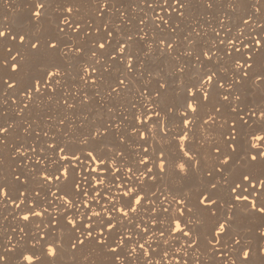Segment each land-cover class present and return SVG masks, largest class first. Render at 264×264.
Returning <instances> with one entry per match:
<instances>
[{
  "label": "bare ground",
  "instance_id": "bare-ground-1",
  "mask_svg": "<svg viewBox=\"0 0 264 264\" xmlns=\"http://www.w3.org/2000/svg\"><path fill=\"white\" fill-rule=\"evenodd\" d=\"M56 1L59 0H0V30L5 32V37L0 38V92L4 93L0 94V111L7 109L13 121L17 120L16 122H18L19 116L39 111V108L33 104L34 99L52 96L51 91H54L56 83L67 75L61 69L60 71L52 69L47 65L44 68L41 66V69L34 73L31 72L30 77L23 78L24 70L27 69V66L26 68L24 66L28 63H31L32 66L35 55H41V58L42 55L43 58L53 56L59 63L60 61L62 63L77 56L81 51L78 48L82 44L91 40L95 41L97 45L94 42V45H88L84 49L87 53L94 52L93 57L88 55L85 59V66L88 69L83 70L80 65L75 67L74 71L72 70L71 80L79 90V94H88L89 102L97 108L108 107L111 99H117L130 93L131 79H137L136 76L142 77L143 75L141 68V73L135 69L137 61L148 64L164 58L170 60L171 53L168 51L170 49L165 48L167 45L164 42L154 41L153 48H149L147 41L152 39V36L146 37V34L150 33L149 35H151L155 32L160 35L165 34V39H168V42L172 38V35L166 30V26L163 25L164 19L169 18L172 14L167 16L164 13V5H159V0H130V4L136 5L142 1L140 4L142 10L130 13L133 20L144 18L140 23L139 30L136 26L125 29V24L116 14L112 23L109 22L111 24L106 23V31L88 36L84 35L88 26L82 21L83 18H78V10L73 6H78V3L82 4L84 1H87L88 4L90 2L93 10L90 18H92L93 26L97 28L101 26L100 24L104 25V23H100L101 19L95 15L96 12L105 15L104 10L101 11L98 6L99 1L103 0L66 1L70 7L65 5L66 9H60V11H54L51 14L53 3ZM186 1L188 2V0ZM215 1L219 4L226 1L230 5H238L242 2V0ZM246 1L245 15L249 16L251 10L264 9V0ZM143 2L145 5L146 3L150 5L143 6ZM168 3L171 5V0H168ZM41 4L43 7H40ZM112 6L108 3L107 8L111 11ZM50 14L56 20L52 25V35L58 41L51 43L55 45L54 48L49 46L47 49L44 42H41L42 49H35L34 52V49L29 47L28 36L23 37L22 43L11 37L17 38L16 30H20V28L27 27L38 30V27H44L45 20L51 22L50 18L47 19ZM225 16L228 15L225 14ZM250 16L252 20H245L242 23V29L246 31L251 27V37L237 36L235 33L227 32L220 38L219 34L214 33V30L207 33V37L216 41L208 42L206 48L204 47L205 54L203 57H199V64L221 63L227 66V70L225 69L227 74L216 77L215 74L212 75L205 71L208 75L203 76L202 82L198 80L199 83L196 82L188 90H185V87L179 88L181 89L180 95L178 94L176 106L174 107L172 104L174 107L172 110L168 109L167 99L165 100L171 92L167 81L176 79V77L180 78V74L184 70L165 72L164 79L159 80L161 83L157 85L156 82L153 87H150L151 85L148 83L141 84V88L150 87L151 91L128 95L127 105L125 104L128 109L118 114L116 111L122 108L111 112V128L109 126L101 128L104 130L96 132L93 138L87 139L89 143L84 148H80V145V147L76 146L75 154L83 161L81 164H78L74 159L70 161L58 160L54 148H59L68 142L69 138L63 139L60 127L57 125L53 130L51 129L50 135L36 139L40 145L48 144L45 145L43 153H40L44 154L42 157L46 158L45 162L28 160L24 164L21 155H18L17 159L22 160V163L16 164L13 157H10L11 148L4 142L10 134L18 132L19 127H8L3 124L1 129L4 131L0 133V148L3 153V162L0 161V188H3L4 192L3 195H0V256L4 259L0 261V264H42V262L43 264H55L62 257H72L79 253L102 255V258L98 257L100 259L96 264H264V214L253 209L246 202L236 201L232 192L233 187L237 184H240L241 187L244 186L243 177L245 175L252 177L253 182L257 179L264 180V157H258L255 161L251 159V156L256 153V149L252 148V145L262 143L253 137L264 136V79L257 77L254 79L253 77L256 67H264V46L256 44V41L264 44V21L257 13ZM128 17L130 18V15ZM170 21L175 24L177 20L170 17ZM252 22L254 24L251 25ZM188 29L187 26L186 31ZM138 31H144L145 36H135ZM70 37L74 40L72 45L66 47L59 45L61 40L65 42ZM219 40L221 41L218 42ZM101 43L104 44V49L99 48ZM130 43L138 44L142 54L138 55V58L133 57L127 60L131 55V50L128 49ZM36 44L38 46V43ZM120 44L121 46L117 50ZM71 46L73 48H70ZM4 47L7 48L4 50ZM12 57H16V59L13 60ZM129 60L133 63L125 66ZM182 60L188 63L193 62L191 61L193 59L185 54L182 56ZM12 63L17 64L16 71H13L9 66ZM127 67L133 69L128 70ZM199 69L194 70L201 75L202 71L200 70V72ZM213 69L215 70V68ZM213 72L215 73L216 70ZM70 74L72 75V73ZM3 79L14 87H9L2 81ZM166 79L168 80L166 81ZM34 84L39 87L38 92L31 90V86ZM99 85L102 86V89L105 88L104 92L107 91L105 94L108 96L101 98L93 96L95 87ZM184 85L186 84L184 83ZM176 87L178 86L176 85ZM55 89L57 90L56 95L65 98V102L62 103V106L55 102L47 103L43 110L49 111V113L60 111L63 114V112L71 111L69 103L74 104L73 106L83 105V103L81 104L82 95L80 98L79 95L76 96V93H61L57 85ZM175 89L177 90V88ZM240 90L245 94L255 96L253 98L257 99V104L249 109L243 106L238 108L240 103L234 97ZM172 92H175L174 89ZM11 96L15 99L9 100ZM132 104L135 106L132 107ZM215 108L216 110H214ZM17 112L20 115L16 114ZM126 113L130 118L123 121L122 116ZM135 115L138 116L136 120H134ZM117 121L120 123L122 121V123L114 126L113 124L115 122L117 124ZM50 128L51 126H48L47 130ZM204 131L215 132L212 139H209V136L206 138L203 135ZM120 136L124 140L118 139ZM28 140H30L29 136L22 138L23 147L28 146ZM108 145L112 146L108 152H105V149V151L96 152L93 155L104 157L106 164L111 162L113 174L121 177L116 180V185H121V180H123L129 187L132 184L143 187V192L140 195L147 194L144 207L139 208L134 214V219L124 217L125 222L120 223L117 219L120 213H112V222L117 226L111 232L107 230L105 224L106 216L105 219H101L99 216H92V212L101 211V205L105 204V200L108 202L107 207H111L112 202L118 198V194L125 191L124 187L121 185L115 188L110 183L112 175H109L108 180L100 189L105 200L96 197V200H99V204H97L92 196V185H95L96 181L93 180L90 184L84 179L90 175L91 168L85 159L88 154L85 150L88 148L96 151L100 146ZM80 150L82 151L79 152ZM119 150L123 153L116 154L115 152ZM66 151L65 153L71 156L72 153L69 154ZM48 154L51 156H46ZM60 155L62 156L64 153ZM141 160H145L146 163H140ZM162 160L166 165V171H162L158 166ZM225 161L227 162L225 163ZM61 162L64 163L65 168L69 164L74 165V175L67 179L62 178L60 181L52 179L51 182H46L43 177L50 173L52 175L60 174L56 169ZM180 164L184 165L183 171L179 167ZM129 167L132 172L128 171ZM116 168L121 171L115 173L114 169ZM148 168L151 169V174L146 171ZM60 171L63 172L64 169H60ZM149 175H151V179L148 178ZM129 176H133V178L129 180ZM23 178L28 180L27 183H24ZM76 182L81 184L82 191L77 192L73 187ZM35 187L39 189L40 196L44 195L43 198L38 194L29 193ZM214 191H218V194L214 195ZM236 191L240 192L241 188H237ZM84 193H89V195H84ZM202 197H208L213 201L210 207L206 208L200 203ZM124 198L127 199V197ZM250 199L255 200V197H250ZM153 202H155L154 207ZM17 204L20 206L16 207ZM260 205L264 206V197L260 199ZM149 208L153 210L147 211ZM164 208H167L168 211L164 212ZM33 212H39L41 215L35 216ZM181 213L183 214L181 215ZM25 215L29 217L28 220L23 219ZM156 217L159 218L156 219ZM69 220L74 222L75 227L68 223ZM174 220L179 221L181 227L189 232L188 236L172 231L175 227ZM221 223L225 225L226 231L222 235H217L216 230ZM161 230L164 232L163 236L160 234ZM89 231H92V237L85 239ZM101 233L104 234L102 238ZM127 235H131V240L123 243L122 238ZM98 239H102V243L98 244ZM81 240L84 241L83 244L79 243ZM137 241L144 244L145 248L140 249ZM122 243L123 247L120 246ZM68 244H72L70 249H74V251L69 249ZM50 246L55 249L56 254L58 253L57 259L46 254ZM112 248H115L116 251H112ZM77 257L76 259L79 258ZM84 264L93 263L86 262Z\"/></svg>",
  "mask_w": 264,
  "mask_h": 264
},
{
  "label": "rangeland",
  "instance_id": "rangeland-1",
  "mask_svg": "<svg viewBox=\"0 0 264 264\" xmlns=\"http://www.w3.org/2000/svg\"><path fill=\"white\" fill-rule=\"evenodd\" d=\"M66 1H70V0H59V1H56L55 3H53V6H52V11H51V14L52 12L54 11H60V9H64V8H67L65 7L68 6V3ZM105 1V0H104ZM109 1L108 3L115 9H120V10H131V9H135L136 11H133V12H139L142 10V7H141V2H139V4H130V0L126 1V0H106V2ZM111 1V2H110ZM190 0H188V7H186V11H185V18L192 21V22H195L196 19L204 13L205 9L203 8V6L197 2V0H192V2H189ZM194 1V2H193ZM245 1L246 0H243L240 4L238 5H233V7L231 6V9L233 10H230V11H227V2L225 1L224 2H217L214 0L213 4L211 5V9H210V14H211V17H212V22H211V27L212 29H214V27L218 26L219 24L217 23H220V19L221 17H223L224 15V19L225 21H227V27L229 29H237L239 27H241L242 25V22L244 19L247 18L248 14L245 15L244 11L246 10V4H245ZM248 1V0H247ZM246 1V2H247ZM85 2V3H84ZM82 4L78 3L77 5L78 6H73L74 9H77L78 10V18H83L85 20H91L92 21V18H90L92 16L91 12H93V10L91 9L92 6H90V2L88 4L87 1H84ZM87 2V3H86ZM128 2V3H127ZM144 5L143 6H146L148 7L149 3H146L145 5V2H143ZM190 3V4H189ZM224 3V4H223ZM55 4V5H54ZM70 4V3H69ZM87 4V5H86ZM115 4V5H114ZM119 4V5H118ZM148 4V5H147ZM200 4V5H199ZM216 4V5H215ZM242 4V5H241ZM245 4V5H244ZM240 5V6H239ZM245 7H244V6ZM63 8H62V7ZM83 6V7H82ZM87 6V7H86ZM61 7V8H60ZM238 7V8H237ZM224 8H226L227 10H225ZM58 9V10H57ZM204 9V10H203ZM222 9H224L222 11ZM138 10V11H137ZM261 10V9H260ZM258 10V13H259V16H260V19L264 20V9H262L261 11ZM214 11V12H213ZM229 12V14H227V12ZM260 11V12H259ZM133 12H129L128 15H130V19L131 21L133 20L132 19V16L130 13H133ZM203 12V13H202ZM213 12V13H212ZM231 12V13H230ZM233 12V13H232ZM237 12V13H236ZM91 15H90V14ZM48 15L47 16V19L50 18L51 19V22L50 20H45L43 22V26H40L38 27L39 29L37 30L36 28L32 29V28H22L24 29V31H22V29L20 28V30H16V32H18V37L16 38L17 41H19L20 37H24L26 38L27 36V39L30 43L29 47H31V45L33 43H38V50L42 49L41 45L42 43L45 44V47L48 49L50 44L51 43H55V39L52 35V25L54 24V22H56L55 18L53 15ZM228 15L227 17L225 16ZM244 14V15H243ZM90 15V16H89ZM231 15V16H230ZM80 16V17H79ZM89 16V17H88ZM189 16V17H188ZM238 16V17H237ZM111 17V18H110ZM113 17L114 15H107V16H104V18H101V22L100 23H104V25L107 26V24H111L112 23V20H113ZM246 17V18H245ZM90 18V19H89ZM110 18V19H109ZM215 18V19H214ZM82 19V20H83ZM103 19V21H102ZM105 19V20H104ZM142 20L144 18H141ZM107 20V21H106ZM111 20V21H110ZM137 21H139L140 23L142 22V20H138L136 19ZM136 20H133V23L131 24V27H134L136 26L139 30V26L140 24H138V26L134 23H136ZM135 21V22H134ZM46 22V23H45ZM111 22V23H109ZM236 22V23H235ZM107 23V24H106ZM51 24V25H50ZM216 24V25H215ZM101 26L100 27H103L104 25L100 24ZM176 25L178 26L177 30H176V33L173 35V37L171 38V40L169 39V42L167 41L168 39H165V34L164 35H160V34H157V33H151V35L147 34V36H152L150 40H148V47L149 48H153V45H155V42L159 43V42H164L167 46L165 47L166 49H168L170 47V44L172 45V47H170L168 50L170 54V60L168 58H164V59H160L159 61L157 62H149L147 64V62H144V64L141 62V61H137L138 63H136V66H135V69H138V71H140V68L143 70L142 73V77H138L136 76L135 78L137 79H131L132 81V84L130 85V93H127L125 94V96L123 95L122 97H119L117 99H111L110 100V104L108 105V107H105V108H97V107H94L90 102H89V95L86 94L84 95V93H81V94H78L79 90L77 89V87L75 86L74 83H72V76H73V71H74V68L81 65L82 63H85V59L86 57H88V55H91L92 53L94 52H89L87 53L84 49L86 48V46H90L92 43L94 44L95 41H89L88 43L86 44H82L81 47H79L78 49L81 50L80 51V54L78 53L77 56H74L73 59L71 58L70 60L66 61V62H62L60 61V63L57 61L56 57L54 58L53 56H48V57H45L43 58V55H42V58L40 57L41 55H35L34 56V59L35 61H33L32 63V66H31V63L28 65H25L24 67L26 68L27 66V69L24 70V73H23V78H28L31 76L32 73L36 72L37 70H40L41 69V66L44 68L47 67H51L52 69H56L60 71V69L63 71V73L67 74V75H70V76H67L66 74V77H64L61 81H58L56 83L58 89L61 91V93H65V92H71L72 94H75L76 93V96H80L81 98V95H82V98H81V104L83 103V105L81 106H73L74 104L72 103H69L68 106H70L69 108L71 109V111L69 113H65L63 112V114L60 112V111H57L55 113V111H53L54 113H49V111H45L43 109H45V105L47 103H51V102H55V103H59V105H63L62 103L65 102V98H62V97H59L57 94V90L55 89V86H54V91H51L52 93V96H42V97H38L36 99H34L33 101V104H35V107L39 108L38 110L39 111H35V112H31L27 115H24V116H19L20 119L18 122H16L17 120H12L11 119V116L9 114V111L7 109H3L0 111V129L3 128V124H5L6 126L8 127H19V130L18 132H14L12 134L9 135V137L7 138V140L4 142L5 145H7L8 147H10L11 149L12 148H15V147H23L24 145L22 144V138L23 137H28L30 138V142L27 141V144L28 146H33L34 149L39 152V153H43L44 151V148L46 147L45 145H48V144H39L38 141H36L37 137L38 138H42L44 137L45 135H50L51 131L54 129L55 125H57L58 127H60L59 129L61 130V134H62V137H64L63 139L66 140L67 138V141L68 142H65L62 146H60L61 148H63L66 152H68L69 154L71 153H75L76 152V146L80 147V148H84L87 143H89V141L87 139L89 138H93L94 135L96 134V132L100 131V130H104V129H101L103 127H110L111 128V117H110V114L113 110L115 109H121L119 111H116V113H120L121 111H126L128 109V106L126 107V103H127V96L130 95L132 93V95H137L138 93L142 94L143 92H147L148 90L151 91L150 87H153V85L157 82V85L160 84L161 82H159V80H163L164 79V76L163 74H165V72H169L170 70H175V72L177 70H184L186 72H182L180 74V78L179 77H176L168 80L166 79L167 81V86H169L168 88L169 91V95L166 96L165 100H166V103H168L167 107L169 110H172V108H174L177 104V98L179 97L180 95V91L181 89L179 88H182V87H185L186 89L185 90H188L190 89V87L192 88L193 84H195L196 82L199 83L203 80V76H206L208 75L207 73L210 72V74L216 76V77H221L222 75H225L227 74V71L225 72V69L227 70V66L226 65H223V64H210V62L208 63H204L203 65H199V67H197V65L194 67V64L193 62H185L184 60H182V56L184 55V53H192V58H198L197 60L200 62V58L199 57H202L204 56L203 55V51L205 50L208 42H212L214 43V41L216 40H213L210 39L209 37H202L201 39H194V35L191 33L190 34V30L186 31V27H187V22L185 23H179L177 22ZM47 26V27H46ZM43 27V28H42ZM135 28V27H134ZM218 28V27H216ZM32 30V31H31ZM37 30V31H36ZM101 30V29H100ZM132 30V29H131ZM146 31V30H145ZM180 31V33H179ZM24 32V33H23ZM28 32V33H27ZM37 32V33H36ZM43 32V33H42ZM100 32V31H99ZM99 32L97 34H99ZM139 32V31H138ZM45 33V34H44ZM48 33V34H47ZM51 33V34H50ZM128 34L130 33L127 32ZM21 34V35H20ZM23 34V35H22ZM41 34V35H40ZM192 37V38H190ZM36 35V36H35ZM164 36V37H163ZM13 38V36H11ZM36 39H34V38ZM53 37V38H52ZM181 38V39H180ZM32 39V40H31ZM155 39V40H154ZM33 42H31V41ZM36 40V41H35ZM158 40V41H156ZM173 40H176V42H173ZM208 40V41H207ZM46 41V42H45ZM155 41V42H154ZM186 41V42H185ZM42 42V43H41ZM58 42V41H56ZM65 42L68 43V40ZM63 40H61L59 42V45L61 47H64V46H70L73 44L74 40H72V42L69 41V43L67 44H64L65 43ZM196 42V43H195ZM207 42V43H206ZM61 43V44H60ZM174 43V44H173ZM175 43H178V44H175ZM96 44V42H95ZM132 44V45H131ZM129 46V50H131V55L134 56V57H139L142 52H141V48H139V45L138 44H133L131 43ZM181 44V45H180ZM203 44V45H202ZM97 45V44H96ZM177 45V46H176ZM215 45V44H214ZM176 46V47H175ZM60 47V48H61ZM131 47V48H130ZM186 47V48H185ZM205 47V48H204ZM5 48L7 47H4V50ZM71 48H73L71 46ZM82 48V49H81ZM173 48V49H172ZM177 48V49H176ZM172 49V51H171ZM37 50V49H36ZM34 49V52L36 51ZM76 50V49H75ZM138 50V51H137ZM176 50V51H175ZM187 50V51H186ZM192 50V51H191ZM33 51V50H32ZM133 51V52H132ZM196 51V52H195ZM213 51V50H212ZM211 51V52H212ZM15 52V51H14ZM215 52V50L213 51ZM85 53V54H84ZM87 53V54H86ZM15 54V53H13ZM12 54V55H13ZM205 54V53H204ZM86 55V56H85ZM139 55V56H138ZM200 55V56H199ZM85 56V57H84ZM174 56V58H173ZM187 56V55H186ZM178 58V59H177ZM195 58V59H196ZM81 59V60H80ZM76 60V62H74ZM80 60V61H79ZM84 60V61H83ZM167 60V61H166ZM78 61V63H77ZM83 61V62H82ZM193 61V60H191ZM37 62V63H35ZM71 62V63H70ZM35 63V64H34ZM39 63V64H38ZM53 63V64H52ZM171 63V64H169ZM37 64V65H36ZM65 64V65H64ZM77 64V65H76ZM175 64V65H174ZM33 65L34 68H35V71L33 69ZM40 65V66H39ZM50 65V66H49ZM63 65V67H62ZM207 65V66H206ZM214 65V67H213ZM217 65V67H216ZM223 65V66H222ZM39 66V67H38ZM54 66V67H53ZM70 66V67H69ZM183 66V67H182ZM205 66V67H204ZM210 66V67H209ZM225 66V67H224ZM173 67V68H172ZM201 67H204V68H201ZM31 68V69H30ZM38 68V69H37ZM167 68V69H166ZM200 68V69H199ZM209 68V69H208ZM213 68H215L216 72L214 73L213 71H215ZM196 69H199V71L201 70L202 73H200L201 75L197 74L195 72ZM208 69V70H207ZM211 69V70H210ZM213 69V70H212ZM73 70V71H72ZM188 70V71H187ZM68 71V73H67ZM200 71V72H201ZM205 73H204V72ZM27 72V73H26ZM32 72V73H31ZM72 73V75L70 74ZM141 73V71H140ZM184 73V74H183ZM217 73H218V76H217ZM255 73V74H254ZM206 74V75H205ZM220 74V75H219ZM253 74H254V79L257 78H262L264 79V67H256L253 71ZM183 75V78H181ZM202 77V79L200 80V78ZM197 79V80H196ZM217 79V78H216ZM119 80V79H118ZM134 80V81H133ZM199 80V82H198ZM4 81V79L2 80ZM103 81V80H102ZM130 81V82H131ZM104 82V81H103ZM135 82V83H134ZM221 83V81H219ZM218 82V83H219ZM71 83V84H70ZM148 83L149 85H151L150 87H148L147 89H143L141 88V84H146ZM170 83V84H169ZM178 87H176V85ZM184 83L186 85H184ZM217 83V84H218ZM182 84V85H181ZM148 85V86H149ZM174 85V86H173ZM181 85V86H180ZM188 85V86H187ZM61 86V87H60ZM97 87V88H96ZM95 87V91H93V96L96 97V98H101V97H104V96H108L106 95L105 93L107 92H104V89H102V86L99 85V86H96ZM175 92H172L173 89ZM177 88V90L175 89ZM97 89V90H96ZM112 90V88H109V90ZM56 90V91H55ZM102 93H101V92ZM137 91V92H136ZM55 92V93H54ZM136 92V93H135ZM263 92V91H262ZM19 94L21 92H18ZM237 95L234 97L235 99L238 100V102L240 103V106H237L238 108H242L245 107L247 109L249 108H252L254 107L256 104H257V99L256 98H253L255 96H251L250 94H245L243 93L242 90H240V92H236ZM0 94H4L3 92H0ZM179 94V95H178ZM84 95V96H83ZM172 96V97H171ZM43 98V99H42ZM176 98V99H175ZM15 98L14 97H9V100H14ZM107 99V97H106ZM120 99V100H119ZM124 99V100H122ZM169 99V100H168ZM36 100V101H35ZM38 100V101H37ZM54 100V101H53ZM116 100H118L116 102ZM2 102H6L4 100H1ZM83 101V102H82ZM115 101V102H114ZM126 101V102H124ZM170 101V102H169ZM114 102V103H113ZM86 103V104H85ZM113 103V104H112ZM116 103V104H115ZM121 103V104H120ZM171 103V106H169ZM176 103V104H175ZM126 104V105H125ZM173 104V106H172ZM175 104V105H174ZM116 105V106H115ZM132 107L135 106V104L131 105ZM80 107V108H79ZM101 109V110H100ZM124 109V110H123ZM216 110V108L214 109ZM80 112V113H79ZM40 113V114H39ZM45 113V114H44ZM16 114H19L20 113H16ZM9 115V116H8ZM68 115V116H67ZM109 115V116H107ZM63 116V117H62ZM9 117V118H8ZM134 120H136V118L138 117L137 115L134 116ZM130 117L127 115V113L125 115L122 116V119L123 121L124 120H128ZM69 119V120H68ZM75 119V120H74ZM106 119V120H105ZM26 121V122H25ZM56 121V122H55ZM17 123V124H16ZM27 123V124H26ZM65 123V125H64ZM105 123V124H104ZM122 123V121H121ZM119 121H117V124L116 122L113 124L114 126L115 125H118V124H121ZM60 124V125H58ZM14 125V126H13ZM18 125V126H17ZM67 125V126H66ZM77 125V126H76ZM2 126V127H1ZM48 126H51L50 130H47ZM63 128H62V127ZM65 126V127H64ZM69 126V127H68ZM71 127V128H70ZM90 127V128H89ZM99 127V128H98ZM113 128V126H112ZM52 129V130H51ZM85 129V130H84ZM22 132V133H21ZM50 132V133H49ZM205 133V134H204ZM203 135H205V137L209 139H212V137L214 136L213 131H210V133L207 131L205 132L204 131ZM208 133V134H207ZM28 134V135H27ZM34 134V135H33ZM65 134V136H64ZM71 134V135H70ZM68 135V136H67ZM77 139H76V138ZM118 139H121V140H124L123 137H119ZM36 142H35V141ZM75 140V141H74ZM4 141V139H3ZM86 141V142H85ZM70 142V143H69ZM76 142V143H75ZM83 142V143H82ZM70 145V146H69ZM73 145V146H72ZM80 145V146H79ZM2 146H4L2 144ZM59 147V148H60ZM75 147V148H74ZM110 147V148H109ZM101 148V150H100ZM112 148L111 145H108V146H100L98 149L95 150H91V149H88L85 150L86 152H89L91 151L93 154L96 153V152H108V150H110ZM43 149V150H42ZM82 150H80L79 152H81ZM11 152V150H10ZM116 154H122L123 151L119 150V151H116L115 152ZM11 156V154H10ZM48 157H50L51 155L48 154L47 155ZM3 160V153H2V148H0V161ZM5 161V160H4ZM17 164V162H16ZM25 164V163H24ZM30 169H32V167H30ZM37 175H40V174H37ZM24 179V183H27L28 180H26L25 178ZM22 193H25V191ZM27 193V192H26ZM29 193H31L32 195L34 194H38L39 196L41 195V193H39V189L38 188H34V189H31V192L29 191ZM214 195H217L218 194V191H214ZM37 195V196H38ZM41 198L44 197V195L40 196ZM40 235H38V238ZM59 244H62V243H59ZM72 244H68V247L69 249L71 248ZM71 250V249H70ZM71 251H74V249H72ZM55 255L57 256H54V259H57L59 257L58 253ZM95 255V256H94ZM86 254V253H79L77 254L76 256H78L76 259V256L74 254V256L72 255L71 256H65V257H62L60 259V261H57V263L55 264H84L86 262H91L93 264H96L99 262L98 259L102 258V255L98 254ZM100 256V258H98ZM59 260V259H58ZM5 261V260H4Z\"/></svg>",
  "mask_w": 264,
  "mask_h": 264
},
{
  "label": "snow or ice",
  "instance_id": "snow-or-ice-1",
  "mask_svg": "<svg viewBox=\"0 0 264 264\" xmlns=\"http://www.w3.org/2000/svg\"><path fill=\"white\" fill-rule=\"evenodd\" d=\"M174 3H179V0H173ZM163 3L165 6H171L168 3V0H163ZM40 7H43V5L41 4ZM70 11V10H69ZM36 15H39V13H36ZM5 37V32L0 30V38H4ZM13 39H16V37H13ZM20 42H23V37H20ZM257 45L260 46H264V44H261L260 41H256ZM31 47L33 49H37L38 50V46L36 43H33L31 45ZM50 47H55L54 44H50ZM104 44L101 43L99 44V48L100 49H104ZM13 60L16 59V57H12ZM11 67V69L13 71L17 70V64L16 63H12L11 65H9ZM131 66V65H130ZM249 67L251 65H248ZM209 80H211V77H209ZM4 83L8 84L7 81H4ZM121 83H123V81H121ZM9 87H14V85L12 84H8ZM31 90L32 91H39V87L34 84L31 86ZM227 98V97H225ZM189 107H191V105H189ZM187 122V121H186ZM4 130L0 129V133H2ZM253 139L258 140V141H262V143L260 144H253L252 148L256 149V153L254 155L251 156V159L253 161H255L258 157H264V136H254ZM54 151L57 153V157L59 161H64V160H76L78 164L83 163V161H81L79 156H76V154L73 152L71 154V156H68L65 153V150L63 148H54ZM61 153H64V155H60ZM85 159L88 161V163L91 165L90 168V175L86 176L84 179L87 180L90 184L91 181L95 180L96 184L92 185L93 188V192H92V196L94 201L99 204V200H96V197H99L100 200H105V197L103 195H101L100 189L101 187L105 184V181L108 180V176L112 175V179L110 181V183L113 184V186L115 188L120 187L121 185L124 187L125 191L123 193H119L118 194V198L116 200H114L111 204V207H107V201L105 200V204L101 205V211H93L92 212V216H99L101 217V219H105V224L107 226V230L109 232H111L112 230H114L116 228V224H113L112 222V213L114 212H119L120 216L117 217V219L120 221V223H124L125 220L123 219L124 217H127L129 219H134V214L139 210V208H143L144 207V202L147 200V194L145 195H140L141 192H143V187H138L136 184H132L131 187L128 186L126 181L121 180V185H116V180L121 179V177L116 176L113 174V169L111 168V162L109 161L107 164L105 163V159L104 157H100V156H94L93 153L91 151L88 152L87 157H85ZM227 161H225L226 163ZM140 163L144 164L146 163L145 160H141ZM99 165V166H97ZM160 167V169L162 171H166V165L163 162V160L160 162V164L158 165ZM181 171L184 170V165L180 164L179 165ZM60 169H64L63 172L60 171ZM57 172H59V175H52L51 173L48 176L43 177V179L46 182H51L52 179H55L56 181H60L62 178L63 179H67L68 177H71L74 175L75 173V166L69 164V166L67 168H65L64 163H60L59 167L56 169ZM121 171V169L116 168L114 169L115 173H119ZM129 172H132V169L129 167L128 168ZM146 171L151 174V169L148 168L146 169ZM135 174L133 173V176ZM133 176H129L128 179L131 180L133 178ZM149 179H151V175H149L148 177ZM17 179H19V177H17ZM243 182H244V186L241 187L240 184H237L235 187H233L232 192L234 194V198L236 201L241 202V203H247L248 205H250L253 209L258 210L261 214H264V206L260 205V199L262 197H264V180H259L257 179L255 182H253V178L245 175L243 177ZM73 187L77 190V192L82 191L81 188V184L79 182L74 183ZM237 188H241L240 192H237L236 189ZM109 191H112V189H109ZM3 188H0V195H3ZM84 195H89V193H84ZM124 197H127V199H125ZM250 197H255V200L250 199ZM205 201H207V203H205ZM200 203L202 205H204V207L208 208L210 207V205L213 203V201L211 199H209L208 197H202ZM20 205L17 204L16 207H19ZM86 207H91L90 205H85ZM155 206V202H153V207ZM153 209L149 208L147 209V211L151 212ZM164 212H167L168 209L164 208L163 209ZM183 213H181L182 215ZM33 215L35 216H40L41 213L39 212H33ZM159 217H156V219H158ZM23 219L28 220L29 217L27 215H25L23 217ZM69 224H73L74 222L72 220L68 221ZM173 223L175 224L174 229H172L173 232H180L183 236H188L189 232L184 230V227H181V223L179 221H173ZM91 227V226H89ZM186 227V225H185ZM217 231V235H222L223 232L226 231L225 229V225L223 223L219 224ZM160 234L163 236L164 232L163 230H161ZM103 233L100 234L101 238L103 237ZM92 237V231H89L85 237V239H88ZM94 238V237H93ZM123 243H127V241L131 240V235H127L124 236L123 238ZM80 244H83L84 241L81 240L79 241ZM97 243H102V239H98ZM123 243L120 245L121 247H123ZM138 246L140 249H144L145 246L144 244H141L137 241ZM236 243H238V241H236ZM112 251H116L115 248H112ZM145 251H147L145 249ZM48 256H55V249H53L51 246L48 247L47 249V253ZM245 255H247V253H245ZM4 259V257L0 256V261H2ZM43 264V262H42Z\"/></svg>",
  "mask_w": 264,
  "mask_h": 264
},
{
  "label": "built area",
  "instance_id": "built-area-1",
  "mask_svg": "<svg viewBox=\"0 0 264 264\" xmlns=\"http://www.w3.org/2000/svg\"><path fill=\"white\" fill-rule=\"evenodd\" d=\"M243 1V0H242ZM198 3H200L203 8L205 9L204 13L201 14L195 22H192L188 19L185 18V11H186V7H187V1L184 0V1H179V3H174L173 0H171V6L170 7H167L164 5L163 3V0H159V5L163 6V11L164 13L167 15V16H170L169 14L171 13L172 18H175L177 22L179 23H185L187 22V26H188V31L190 30L191 33L195 36V38L197 39H200L202 37H207V33L210 31V30H214L215 34H219V37L220 36H224L225 33L227 32H232V33H235L237 36H248V37H251L252 36V29L251 27H249L246 31H244L242 28L243 26L241 25V27L237 28V29H229L227 27V21H225V17L223 15V17H221L220 19V24L218 25V30H216L217 28L214 27V29H212L211 27V22H212V17H211V14H210V9H211V5L213 4V0H197ZM228 6H227V9L228 11L229 10H232L231 9V6L233 5H230L229 2H227ZM150 5V4H149ZM98 6H99V9H101V11L104 10L105 12V15H101V12H96L95 15L97 18H103L104 16H107V15H116L119 16V18H121V21L123 24H125V29H130L131 27V24L133 23V21L130 20V18L128 17V13L129 12H133L135 11V9H131V10H120V9H115V8H112V10L110 11L107 6H108V3L106 1H99L98 3ZM66 9V8H64ZM109 10V12H108ZM167 12V13H166ZM254 13H258V10H251V14H249V16H247L246 19L243 20V22L245 20H252L251 19V16L250 15H253ZM170 17L169 18H166L164 19V24L166 26V30L169 32L170 35H173L176 33V30L178 28V26L175 24H172L171 21H170ZM84 22V24H86L88 27L87 29L84 31V35L88 36V35H97V33L99 31H106V25H104L100 30V26H98L97 28H95L93 26V22L91 20H85L83 19L82 20ZM264 21V20H262ZM242 22V23H243ZM138 26V24H140L139 21H136V23H134ZM254 24L253 22L251 23V25ZM261 24V23H260ZM117 25V24H116ZM258 25V24H256ZM118 29H121L119 27H117ZM109 32H107L108 34ZM110 34V33H109ZM196 34V35H195ZM250 34V35H249ZM147 35V34H146ZM135 36L137 37H140V36H145V32L144 31H139L135 34ZM130 37V36H128ZM219 37H217L219 39ZM221 38V37H220ZM68 41L72 42L73 38L71 39L70 38H67ZM221 40H219L218 42H220ZM173 42H176V40H173ZM131 44V43H130ZM129 44V46H130ZM91 45H94V44H91ZM121 44L117 47V50L120 48ZM66 47V46H65ZM170 47H172V45H170ZM71 48V47H70ZM129 49V47H128ZM169 49V48H168ZM79 50V49H78ZM123 50V49H122ZM80 51V50H79ZM80 53V52H78ZM94 53H92L90 56H92ZM185 55H189L190 58H192V53L188 52V53H184ZM204 55V53H203ZM93 57V56H92ZM134 56L130 55L128 59H132ZM203 57V56H202ZM193 59V64H194V67L197 65V67H199V61L197 60L198 58H192ZM133 62H131L129 60V62H127L125 64V66L129 65V64H132ZM86 63H83L80 65V67L83 68V70L85 69H88L86 66ZM128 70H132L133 68L131 67H127ZM203 81V80H202ZM201 81V82H202ZM191 89V88H190ZM79 94V93H78ZM84 96V95H83ZM11 156L10 157H13V159L17 162V164H21L22 163V160H18L17 156L18 155H21L22 159H23V163H27L28 160L30 161H33L35 160L36 162H45L46 158L45 157H42L44 154H40L39 152H37L33 146H25V147H15V148H12L11 149ZM47 156V155H46ZM45 164V163H44Z\"/></svg>",
  "mask_w": 264,
  "mask_h": 264
}]
</instances>
